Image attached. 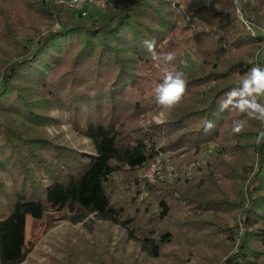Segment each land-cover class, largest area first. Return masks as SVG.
I'll use <instances>...</instances> for the list:
<instances>
[{
	"label": "trees",
	"instance_id": "16d2710c",
	"mask_svg": "<svg viewBox=\"0 0 264 264\" xmlns=\"http://www.w3.org/2000/svg\"><path fill=\"white\" fill-rule=\"evenodd\" d=\"M247 1L264 22V0ZM100 13L0 0V264L28 258V216L88 230L110 223L161 264H264V144L256 143L264 124L218 104L261 64L264 38L236 21L235 0H110ZM153 39L158 53L175 51L172 64L188 80L173 109L155 102L164 73L144 45ZM183 54L198 59L186 71ZM51 110L93 150L53 142L42 129L57 122ZM155 111L164 123H140ZM236 119L246 131H231ZM206 121L215 127L205 131ZM214 141L220 149L192 177H138L159 150L197 154ZM125 171L133 182L113 189Z\"/></svg>",
	"mask_w": 264,
	"mask_h": 264
},
{
	"label": "rangeland",
	"instance_id": "374dc122",
	"mask_svg": "<svg viewBox=\"0 0 264 264\" xmlns=\"http://www.w3.org/2000/svg\"><path fill=\"white\" fill-rule=\"evenodd\" d=\"M94 13L102 14L99 10L94 11ZM235 18L252 37L262 36L264 38V34L261 32V29L264 28V22L259 23L249 15L247 0H235ZM247 26L256 27L260 34L253 35ZM182 56L185 57L181 62V65L185 66V71L198 62L197 57L186 54ZM259 59L261 60L260 65L264 66V51L259 54ZM49 114L56 117L57 122L42 125V129L53 142L74 148L77 151L91 152L93 150L90 140L73 131L68 124L66 114L52 110L49 111ZM157 116L164 121L166 113L164 111L151 112L147 117L140 120V123L149 124L154 121L153 117ZM163 143L164 141H162ZM221 145L220 141L211 142L197 154L193 150L181 153V150L185 148L180 149V153L178 151L159 150L156 158L150 162L144 171L138 174V177L140 180L149 183L159 181L172 183L179 178L192 177L197 167L205 166L207 160L213 158ZM178 153L179 156H177ZM225 158L229 162L232 160V155L227 153ZM157 160L159 173L149 180L146 173L151 164ZM133 178L134 175L129 171L117 173L112 188L127 187L133 182ZM147 195L146 191L141 195V198ZM26 233L29 253L23 264H161L159 259H148L145 255L140 254L137 244L130 242L124 231L102 221L94 223L93 230H88V227L82 223L76 224L66 219L59 220V217H56L55 221L47 226L46 223H33L31 216H28ZM174 252H169L166 255L168 261L176 258L172 255L175 254Z\"/></svg>",
	"mask_w": 264,
	"mask_h": 264
},
{
	"label": "clouds",
	"instance_id": "9594fccd",
	"mask_svg": "<svg viewBox=\"0 0 264 264\" xmlns=\"http://www.w3.org/2000/svg\"><path fill=\"white\" fill-rule=\"evenodd\" d=\"M144 45L151 55L156 67L161 68L163 78L154 84L153 95L155 102L166 109H173L183 100L188 80L184 72L179 70L172 62L176 59L175 51L160 54L156 51V41L145 40ZM220 111L236 110L250 119L264 124V66L252 64L237 85L227 91L224 97L218 101ZM157 124L164 123L158 116L153 117ZM246 121L236 119L232 122L231 131L240 134L246 131ZM215 127L214 122L206 121L204 130L210 131ZM257 145L264 144V130H260L256 137Z\"/></svg>",
	"mask_w": 264,
	"mask_h": 264
},
{
	"label": "built area",
	"instance_id": "2783aa9c",
	"mask_svg": "<svg viewBox=\"0 0 264 264\" xmlns=\"http://www.w3.org/2000/svg\"><path fill=\"white\" fill-rule=\"evenodd\" d=\"M55 3L63 5L67 8H70L76 11L78 14L82 13L83 15H88L89 13L94 11H103L108 8L110 4V0H54ZM249 30L252 31L253 35L260 34L257 32L256 27L247 26ZM256 31V33H255ZM261 32L264 34V28L261 29ZM158 160L155 163H152L149 170L146 173V176L149 180L153 179L158 171Z\"/></svg>",
	"mask_w": 264,
	"mask_h": 264
}]
</instances>
